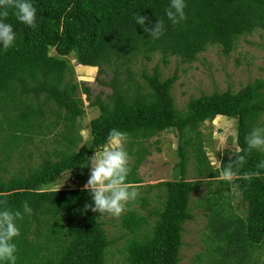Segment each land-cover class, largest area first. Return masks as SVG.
Segmentation results:
<instances>
[{"label": "trees", "instance_id": "obj_1", "mask_svg": "<svg viewBox=\"0 0 264 264\" xmlns=\"http://www.w3.org/2000/svg\"><path fill=\"white\" fill-rule=\"evenodd\" d=\"M30 2L37 10L35 29L20 22L15 10L10 9L4 21L13 26L16 42L8 49L0 45V117L4 112L2 118L14 120L5 127L0 124V144L7 146L4 149L11 155L19 152L21 156L26 149L20 150L19 144L42 137L40 124L45 118H53V129H61L54 137L52 149L36 147V152L41 151L39 164L29 167L27 174L4 178L7 169L4 163L0 165V193L7 194V207L20 209L27 200L33 209L31 215L17 222L21 228V235L14 241L18 248L17 264H105L114 239H108L99 213L85 210L92 197L82 185L89 158L106 145L113 128L128 133L130 143H140L169 130H175L178 138L174 179L148 186L149 191L163 188L158 194L164 197L161 210L147 211L146 215L138 212L135 206L146 209L149 205L148 197L139 193L121 216L125 238L117 250L121 255L119 264H179L184 225L194 218V209L189 206L191 195L200 187L206 190L196 208H202L209 217V235L188 264L200 260L211 239L225 252L234 243L238 247V243H246L245 249L262 247L264 169L260 170V178L244 179L243 174L257 170V164L264 161V152L248 153L238 177L229 183L220 178L219 168L209 162L198 129L205 121L217 123L222 116L235 119L236 144L246 150L245 137L254 127H264V81L256 80L236 93L213 92L192 98L183 112L175 108L170 94L176 75L162 80L159 67L154 66L151 73H142L144 83L152 91L148 87L145 91L142 86L132 91L135 79L129 66L139 56L149 61L155 54L161 56L164 65L170 57L192 62L213 45L220 46L223 54L228 55L238 37L264 29V0H185L187 20L176 25L165 12L170 0ZM137 14L149 18V28L162 20L164 34L159 39L150 38L144 27L136 23ZM51 49L54 55L50 54ZM71 55L77 64L85 65L88 78L94 75L95 67L99 77L108 68L115 72L111 79L101 82L112 90L107 99L96 97L89 103L100 113L90 120V139L78 151L75 147L82 142L79 120L84 115L79 93L85 94L88 101L90 89L74 81L68 59ZM17 87L21 88L20 94H16ZM40 96L44 97L43 105H54L55 112L44 116L43 106L27 100ZM48 133L53 130L48 129ZM190 133H195L194 140L187 137ZM26 151V159H31L33 152L29 148ZM191 153L194 176L202 180L186 178ZM147 154V149L135 154L137 159L128 177L134 186L141 182L136 171ZM235 158L234 153L231 157L225 154L219 156V163L226 165ZM67 173L71 175L72 187L50 189ZM236 196L241 204L232 201ZM240 205L245 208V217L233 210ZM153 217L155 220L148 226ZM261 252L257 251L256 256Z\"/></svg>", "mask_w": 264, "mask_h": 264}, {"label": "rangeland", "instance_id": "obj_2", "mask_svg": "<svg viewBox=\"0 0 264 264\" xmlns=\"http://www.w3.org/2000/svg\"><path fill=\"white\" fill-rule=\"evenodd\" d=\"M50 54H55L53 49L50 50ZM68 59L73 71L72 77L74 81L84 83L90 89V100L87 101L84 94L80 96L83 102L84 115L79 120V133L82 142H78L77 147H75V151H78L81 145L87 143L90 139L88 126L90 120L99 114L98 108L89 106V103L96 97L104 101L112 93L111 88L103 85L101 82L104 79H111L114 71L108 68L106 70L107 73L99 77L97 75V68H95L94 75L88 78L89 76L87 77L85 70L83 73L81 67L79 68L77 65L73 55L69 56ZM133 62L129 66L130 72H133L135 79V83L131 88L132 91H135L139 86H144L143 72L151 73L154 66H158L162 80L176 75V80L172 84L170 94L174 100L175 108L184 112L187 102L192 98H197L203 94L208 95L213 92L230 91L236 93L256 80L264 81V29H256L250 34L238 37L235 41L234 49L228 55L223 54L220 46L213 45L208 46L203 52L199 53L197 59L192 62L181 61L179 57H170L168 64L164 65L161 56L158 54L152 56L149 61L139 56ZM27 100L38 102L43 106L44 116L55 112V107L52 103L43 105V96H40L38 99L27 98ZM3 114L4 112L1 113L0 124L5 127L8 117L2 118ZM52 119L50 117L45 118L44 123L40 124L42 126V137H37L31 142H29L30 139L22 141L19 144L20 150L21 148L26 150L29 148L33 152L31 159H26V150L21 153V156H19V152L11 155L9 150L4 149L8 147H4L2 143L0 144V150L3 153L0 154V165L4 163L3 166H6L7 169L5 176L3 175L4 178H9L18 173L27 174L29 167H36L40 161L39 156H41V151L39 153L35 151L39 150L36 147H44L47 150L52 149L54 137H56V133L60 132L61 129V127L53 129ZM55 120H57L56 116ZM48 129L53 130V133H48ZM198 132L200 134L199 140L202 142V147L212 166H219V156L225 154L233 155L235 152V148L237 147L235 119L222 116L221 120L217 123L205 121L200 125ZM2 134L5 136L3 131ZM189 136L193 140L195 139V133H190L187 137ZM177 145L178 138L175 130L161 132L147 141L139 143L136 140L133 145H130L129 142L126 144L127 152H131L130 166L135 162V154L141 149L143 152L146 149L149 151V154L145 156L142 164L136 171L141 182L135 186H137L136 188L140 194L145 195L149 199V205L146 209L135 206L138 209L137 211L142 215H146L147 211L161 210L160 203L164 200V197L160 198L158 194H160L159 190L163 188H153L149 191L148 186L174 179V165L178 162ZM189 156L191 158L189 160L187 180H202L194 176L193 153L189 154ZM10 157L11 161L9 162ZM89 175L90 166L88 173L84 176L82 187L89 179ZM72 186L71 175L67 173L62 175V178L51 186L50 189L55 190ZM205 190L206 187L202 189L200 187L198 192L191 195L189 206L194 209L192 211L194 218L184 225V233L182 235L184 246L181 248V261L179 264L190 263L191 259H194L195 254L200 252L203 240L209 235L206 224L209 217H206V213L202 208H196L199 200L205 195V193H202ZM236 200H240L238 196L236 198L233 197L232 201L234 204L239 203ZM201 205L205 206L203 203ZM121 216L117 218L105 214L101 217L108 239H114V243L110 244L107 250L105 264H119L121 262V255L117 251L123 242L122 238H125V230L121 228ZM154 220V217L149 219L148 226ZM237 245H239L241 250L237 249L239 247L235 246L234 243L228 248L226 247L228 251L225 252L220 250L218 243L211 239L207 243V252L200 255V260L195 264H212V262L218 264H264V244L262 247H248L246 249V243H238ZM257 251L262 252L256 256L255 253Z\"/></svg>", "mask_w": 264, "mask_h": 264}, {"label": "clouds", "instance_id": "obj_3", "mask_svg": "<svg viewBox=\"0 0 264 264\" xmlns=\"http://www.w3.org/2000/svg\"><path fill=\"white\" fill-rule=\"evenodd\" d=\"M186 7L185 0H170L169 7L165 10L167 18L174 25L186 21ZM10 9L15 10L16 18L20 22L33 29L37 27V10L30 0H0V45L4 49L12 47L16 42L13 26L4 22L9 16ZM135 19L136 23L144 27L145 32L153 40L159 39L165 32V25L162 20H157L149 28L146 26V22L149 20L147 16L137 14ZM77 65L79 68L81 67L82 72L85 70L86 74L85 65ZM147 87L152 91L145 82L142 88L147 91ZM20 90L21 88L17 87L16 94H20ZM82 94L80 92L79 96ZM13 120L7 119V125L10 124L9 121ZM128 142V133L113 128L109 131L106 145L97 149L89 158L90 175L83 188L91 194L92 202L86 203L84 207L86 211L91 210L94 213H99L98 218L105 214L120 217L128 210V205L135 202L139 196L137 188L128 182V177L132 171L131 157L125 147ZM245 142L246 150L239 146L235 148V160H230L226 165L219 163V176L222 180L231 183L236 179L240 168L247 162V154L251 153L252 150L264 152V127H254L245 137ZM134 143H130V145ZM256 168V171L245 172L243 178L249 180L253 177L260 178L262 175L260 170L264 169V161L257 164ZM6 197V193H0V206H3L0 207V261L7 262V264H17L16 253L18 248L14 241L21 235V228L17 222L22 221L25 215H31L33 209L27 200L23 201L20 209H11L7 207Z\"/></svg>", "mask_w": 264, "mask_h": 264}, {"label": "crops", "instance_id": "obj_4", "mask_svg": "<svg viewBox=\"0 0 264 264\" xmlns=\"http://www.w3.org/2000/svg\"><path fill=\"white\" fill-rule=\"evenodd\" d=\"M228 156L231 157L232 155L229 154ZM238 198H239V196H238ZM236 201L238 202V200H236ZM233 210L235 211V213H237L238 215H241L242 217H245V215H246L244 206L240 205V206H238V208H233Z\"/></svg>", "mask_w": 264, "mask_h": 264}]
</instances>
